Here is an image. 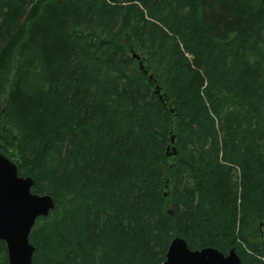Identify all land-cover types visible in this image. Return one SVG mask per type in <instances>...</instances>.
<instances>
[{"label":"trees","instance_id":"obj_1","mask_svg":"<svg viewBox=\"0 0 264 264\" xmlns=\"http://www.w3.org/2000/svg\"><path fill=\"white\" fill-rule=\"evenodd\" d=\"M0 155L54 202L32 264H264V2L0 0Z\"/></svg>","mask_w":264,"mask_h":264},{"label":"water","instance_id":"obj_2","mask_svg":"<svg viewBox=\"0 0 264 264\" xmlns=\"http://www.w3.org/2000/svg\"><path fill=\"white\" fill-rule=\"evenodd\" d=\"M32 187L33 180L18 176L16 165L0 155V242L6 247L8 264H32L35 249L29 242L30 233L37 219L48 216L54 207L52 197L34 194ZM162 264H241V261L233 249L226 255L210 247L190 250L177 237L169 245Z\"/></svg>","mask_w":264,"mask_h":264},{"label":"rangeland","instance_id":"obj_3","mask_svg":"<svg viewBox=\"0 0 264 264\" xmlns=\"http://www.w3.org/2000/svg\"><path fill=\"white\" fill-rule=\"evenodd\" d=\"M260 233H263V231H260Z\"/></svg>","mask_w":264,"mask_h":264}]
</instances>
